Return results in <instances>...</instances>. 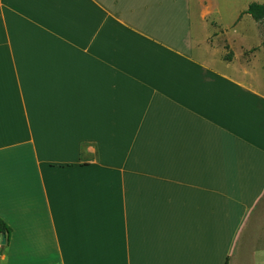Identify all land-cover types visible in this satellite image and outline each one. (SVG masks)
<instances>
[{
    "label": "crops",
    "instance_id": "obj_1",
    "mask_svg": "<svg viewBox=\"0 0 264 264\" xmlns=\"http://www.w3.org/2000/svg\"><path fill=\"white\" fill-rule=\"evenodd\" d=\"M235 1L0 0V264H264Z\"/></svg>",
    "mask_w": 264,
    "mask_h": 264
},
{
    "label": "rangeland",
    "instance_id": "obj_2",
    "mask_svg": "<svg viewBox=\"0 0 264 264\" xmlns=\"http://www.w3.org/2000/svg\"><path fill=\"white\" fill-rule=\"evenodd\" d=\"M254 2L264 4V0H238V1L236 0L234 2V6H232V10L237 9V7L239 8V10H242L247 4ZM232 10H228L226 7L223 10H221L223 17L221 22H218V20L215 19V15L213 14L211 15L209 14L208 16L209 24H221L223 27H228L232 24H240L235 29V31L237 30L238 32L240 28H243V26L247 29L248 32L247 42L243 43L242 39L235 38V41L232 46L233 50L230 49L227 44H225V46L227 45L226 54H232L233 57V52H234L236 55L238 54V57L239 59H241V61H247L252 57H256L261 61L260 63L264 65V22L262 23L256 22L248 14L243 15L239 21L232 20V14H231ZM230 34L231 33L229 32V35ZM223 41H224L223 43H225L226 39H223ZM245 45L250 48H247Z\"/></svg>",
    "mask_w": 264,
    "mask_h": 264
},
{
    "label": "trees",
    "instance_id": "obj_3",
    "mask_svg": "<svg viewBox=\"0 0 264 264\" xmlns=\"http://www.w3.org/2000/svg\"><path fill=\"white\" fill-rule=\"evenodd\" d=\"M244 14H248L250 15L256 22L262 23L264 22V4L261 3H251L247 10L243 13H241L240 18L244 15ZM232 54H228L227 56H225L226 60H231ZM10 233H11V229L6 226V224L0 222V234L1 235H5L7 242L10 241Z\"/></svg>",
    "mask_w": 264,
    "mask_h": 264
},
{
    "label": "water",
    "instance_id": "obj_4",
    "mask_svg": "<svg viewBox=\"0 0 264 264\" xmlns=\"http://www.w3.org/2000/svg\"><path fill=\"white\" fill-rule=\"evenodd\" d=\"M0 244L2 246H4L6 244V236L5 235H1ZM0 254H2V251L0 252Z\"/></svg>",
    "mask_w": 264,
    "mask_h": 264
}]
</instances>
